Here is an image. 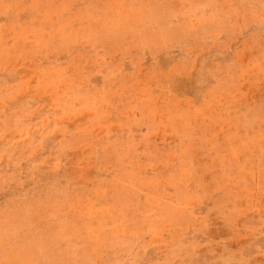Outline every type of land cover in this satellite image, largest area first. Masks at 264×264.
Returning a JSON list of instances; mask_svg holds the SVG:
<instances>
[{"label":"rangeland","instance_id":"374dc122","mask_svg":"<svg viewBox=\"0 0 264 264\" xmlns=\"http://www.w3.org/2000/svg\"><path fill=\"white\" fill-rule=\"evenodd\" d=\"M0 264H264V0H0Z\"/></svg>","mask_w":264,"mask_h":264}]
</instances>
